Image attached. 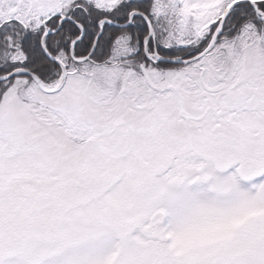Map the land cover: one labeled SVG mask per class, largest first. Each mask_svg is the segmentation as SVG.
I'll use <instances>...</instances> for the list:
<instances>
[{"label":"rangeland","instance_id":"rangeland-1","mask_svg":"<svg viewBox=\"0 0 264 264\" xmlns=\"http://www.w3.org/2000/svg\"><path fill=\"white\" fill-rule=\"evenodd\" d=\"M36 1L0 0V18ZM174 24L168 44L209 27ZM239 37L186 65L77 70L55 93L0 84V264H264L263 37Z\"/></svg>","mask_w":264,"mask_h":264},{"label":"trees","instance_id":"trees-1","mask_svg":"<svg viewBox=\"0 0 264 264\" xmlns=\"http://www.w3.org/2000/svg\"><path fill=\"white\" fill-rule=\"evenodd\" d=\"M232 1L211 0L208 5L204 6L205 8L191 9L193 11L192 18L187 16L189 23L199 27L208 25L206 32L203 34L201 31L200 36L194 42L168 44L166 40L167 28L171 22L176 21L178 12L176 4L179 7H185L184 0L181 2L176 0V4L170 0H64L59 9L48 8V5L44 9L40 0H37L34 4L22 5L17 12L10 14L11 16L0 18V76L23 67L39 75L46 84L58 77L56 71L61 70L60 66L48 57L42 47V38L46 29H57L46 38L47 51L52 56L59 57L69 70L73 69L70 70L71 72L77 70L82 72L85 68L90 70V67L95 65H103L108 68L118 65V60L126 64L131 61H138L140 64H154L155 62L146 56L144 50V41L149 34V25L141 14L135 15L132 23L127 27L105 24L91 59L81 62L71 56V42L82 31L78 24H81L86 31L85 36L77 42L75 47V56L81 57L91 51L95 38L100 33L102 19L108 18L124 23L129 20L130 14L135 10L147 14L156 30V39L151 38L149 41L150 51L156 48L160 54L168 57L193 56L208 45L221 16ZM158 2H160L159 6L163 3L166 7L163 9V14L160 10H156ZM256 3L264 11V0H256ZM201 9L214 12L215 17L207 24L194 20L203 12ZM53 13L58 14L45 22ZM62 14L71 16L72 20H64L59 28ZM247 27L256 28L260 32V38L262 36L263 39L259 45L264 47V18L256 14L253 5L249 2L240 3L228 16L223 32L225 39H222L221 42L239 39L240 34ZM199 30L202 29L199 28ZM168 36L171 37V35ZM119 37H126L128 45L119 46L117 43ZM117 51H122L124 54L117 58ZM160 63L167 64L159 61L158 64ZM15 78L19 81L25 80V78L32 80L25 74H17L9 80H15ZM3 82L6 81L2 80L0 84Z\"/></svg>","mask_w":264,"mask_h":264},{"label":"water","instance_id":"water-1","mask_svg":"<svg viewBox=\"0 0 264 264\" xmlns=\"http://www.w3.org/2000/svg\"><path fill=\"white\" fill-rule=\"evenodd\" d=\"M243 1H249L253 4V6L255 7V9L257 10V12H259V10L257 9L256 7V4L254 2V0H235L228 8L227 10L225 11V13L223 14L222 16V19L220 21V25H219V28L217 30V32L214 34L213 38L211 39L209 45L199 54H197L196 56H193V57H190V58H180V57H176V58H172V57H165V56H162L158 53H154L153 56L156 57L158 60L160 61H163V62H168V63H176V64H187V63H190V62H193L201 57H203L204 55H206L210 50H212V48L215 46V44L217 43L218 39H219V36L221 35L222 31H223V25H224V22L226 20V18L228 17V15L230 14V12L233 10V8L243 2ZM126 26V25H124ZM150 33H153V29L151 27V32ZM49 34V31L46 30V32L44 33L43 35V48L44 50L45 49V46H44V41H45V38L47 37V35ZM85 35V31L83 30L81 35L74 39L72 44H71V54L74 55V48H75V45L77 43V41H79L80 39L83 38V36ZM98 39H99V36H97L96 40H95V44L91 50V52L89 53L88 56L86 57H83V58H78L77 60L79 61H83V60H86V59H89L95 49V46H96V43L98 42ZM52 60L56 61L58 64L61 65L62 67V76L59 80V82L57 83V85L55 87H52V88H49V87H46L44 85V83L42 82L41 78L38 77L37 75H34L32 74L29 70H25V69H20V70H16V71H13L9 74H7L6 76H3V77H0V80H6V79H9L10 77H12L14 74L18 73V72H25V73H28V74H31L33 75L35 81L37 82V84L39 85V87L45 91V92H48V93H54V92H57L59 90L62 89V87L65 85L66 81H67V78H68V70L66 68V66L64 65V63H62V61L59 59V58H54V57H50Z\"/></svg>","mask_w":264,"mask_h":264},{"label":"flooded vegetation","instance_id":"flooded-vegetation-1","mask_svg":"<svg viewBox=\"0 0 264 264\" xmlns=\"http://www.w3.org/2000/svg\"><path fill=\"white\" fill-rule=\"evenodd\" d=\"M67 17H71V16H67ZM67 20V19H65ZM225 31V28L223 29L222 33H221V37H220V40L221 41L222 39H225V35H223V32ZM86 32V31H85ZM219 43V42H218ZM243 175V174H242Z\"/></svg>","mask_w":264,"mask_h":264}]
</instances>
